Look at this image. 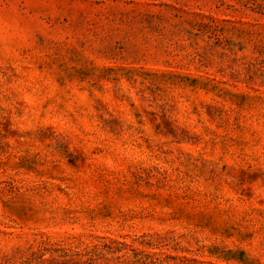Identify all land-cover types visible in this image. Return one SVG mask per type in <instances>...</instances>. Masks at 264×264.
<instances>
[{
	"label": "rangeland",
	"instance_id": "obj_1",
	"mask_svg": "<svg viewBox=\"0 0 264 264\" xmlns=\"http://www.w3.org/2000/svg\"><path fill=\"white\" fill-rule=\"evenodd\" d=\"M0 264H264V0H0Z\"/></svg>",
	"mask_w": 264,
	"mask_h": 264
}]
</instances>
